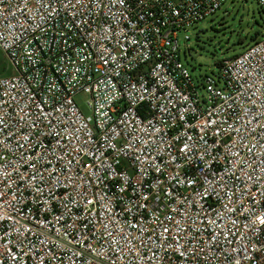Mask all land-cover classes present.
<instances>
[{
    "label": "built area",
    "instance_id": "2783aa9c",
    "mask_svg": "<svg viewBox=\"0 0 264 264\" xmlns=\"http://www.w3.org/2000/svg\"><path fill=\"white\" fill-rule=\"evenodd\" d=\"M225 1L0 0V264H264V36L177 38Z\"/></svg>",
    "mask_w": 264,
    "mask_h": 264
},
{
    "label": "rangeland",
    "instance_id": "374dc122",
    "mask_svg": "<svg viewBox=\"0 0 264 264\" xmlns=\"http://www.w3.org/2000/svg\"><path fill=\"white\" fill-rule=\"evenodd\" d=\"M264 36V13L256 0H226L211 16L178 31L180 55L183 63L195 77L215 76L218 62L242 52L254 40ZM9 67L0 72L8 75ZM202 93L205 91L202 89ZM85 94L75 95V101L85 114L90 110Z\"/></svg>",
    "mask_w": 264,
    "mask_h": 264
},
{
    "label": "trees",
    "instance_id": "16d2710c",
    "mask_svg": "<svg viewBox=\"0 0 264 264\" xmlns=\"http://www.w3.org/2000/svg\"><path fill=\"white\" fill-rule=\"evenodd\" d=\"M218 65H220V62H218ZM9 68L7 58L5 54L0 50V72L5 71Z\"/></svg>",
    "mask_w": 264,
    "mask_h": 264
}]
</instances>
